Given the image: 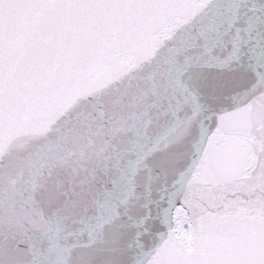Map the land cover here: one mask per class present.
I'll return each instance as SVG.
<instances>
[{"label":"snow or ice","instance_id":"1","mask_svg":"<svg viewBox=\"0 0 264 264\" xmlns=\"http://www.w3.org/2000/svg\"><path fill=\"white\" fill-rule=\"evenodd\" d=\"M0 264H264V0H0Z\"/></svg>","mask_w":264,"mask_h":264}]
</instances>
